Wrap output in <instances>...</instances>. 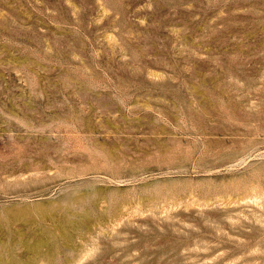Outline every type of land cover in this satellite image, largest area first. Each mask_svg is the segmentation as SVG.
<instances>
[{
	"label": "rangeland",
	"instance_id": "374dc122",
	"mask_svg": "<svg viewBox=\"0 0 264 264\" xmlns=\"http://www.w3.org/2000/svg\"><path fill=\"white\" fill-rule=\"evenodd\" d=\"M0 264H264V0H0Z\"/></svg>",
	"mask_w": 264,
	"mask_h": 264
}]
</instances>
